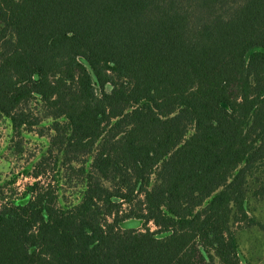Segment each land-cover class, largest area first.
Masks as SVG:
<instances>
[{
	"label": "trees",
	"instance_id": "1",
	"mask_svg": "<svg viewBox=\"0 0 264 264\" xmlns=\"http://www.w3.org/2000/svg\"><path fill=\"white\" fill-rule=\"evenodd\" d=\"M0 115L17 136L51 120L1 202L0 264H241L264 0H0Z\"/></svg>",
	"mask_w": 264,
	"mask_h": 264
},
{
	"label": "rangeland",
	"instance_id": "2",
	"mask_svg": "<svg viewBox=\"0 0 264 264\" xmlns=\"http://www.w3.org/2000/svg\"><path fill=\"white\" fill-rule=\"evenodd\" d=\"M107 89H110L109 85ZM50 123L49 119L41 124L43 134L39 132L42 128H35L37 130L25 131L22 136H17L13 133L10 119L0 115V205L5 201H17L23 196L26 186L34 181L28 173L48 149L47 127ZM263 176L264 166H259L248 183L246 208L254 222L238 221L234 224L241 264H264V232L258 224L264 222V199L253 194L259 187L256 178ZM78 191L77 188H69V199L76 200ZM123 226L141 228L142 222L132 219L123 223ZM151 227L155 228L153 224Z\"/></svg>",
	"mask_w": 264,
	"mask_h": 264
}]
</instances>
